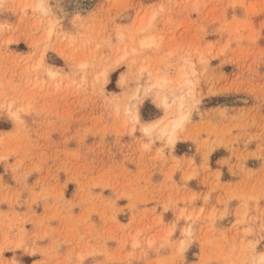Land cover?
Here are the masks:
<instances>
[{"label":"rangeland","instance_id":"obj_1","mask_svg":"<svg viewBox=\"0 0 264 264\" xmlns=\"http://www.w3.org/2000/svg\"><path fill=\"white\" fill-rule=\"evenodd\" d=\"M40 1L0 0V264H264V0Z\"/></svg>","mask_w":264,"mask_h":264},{"label":"bare ground","instance_id":"obj_2","mask_svg":"<svg viewBox=\"0 0 264 264\" xmlns=\"http://www.w3.org/2000/svg\"><path fill=\"white\" fill-rule=\"evenodd\" d=\"M35 1H37V0H35ZM36 6L37 7H40L42 10H46L48 7L47 6H45V4L43 3V1L41 2L40 0H38V2L36 3ZM147 26V25H146ZM144 27V26H143ZM140 44L141 45H144V46H150L151 44H157V42H154L153 41V39H151V38H147V39H145V40H142L141 42H140ZM84 64V63H83ZM143 69H146V67H143ZM146 71V70H145ZM106 75H107V73H106ZM104 78V77H103ZM105 79V78H104ZM103 80V79H102ZM107 80V79H106ZM156 80V79H155ZM155 80L153 81L154 83H151L150 82V84L152 85V84H154V85H156L155 87H156V89H158V87L157 86H162V82H164V80L165 79H162V78H159L156 82H155ZM188 81L189 80H185L184 81V83H183V85L181 86V87H184L183 89H181V87H177V88H175L174 90H175V92H173V94L170 96V95H168V93L167 92H165L164 94L162 93V96H161V101H162V104H164V105H169V103H170V101H173L174 100V98L176 97V96H182L183 94H184V92H185V90L186 89H188V87H187V85H188ZM149 84V85H150ZM177 84L178 85H180L181 84V82L179 81V80H177ZM151 87V86H150ZM149 87V88H150ZM153 87V86H152ZM148 88V89H149ZM154 88V87H153ZM178 88L180 89V90H178ZM186 93V92H185ZM181 104V103H180ZM174 116H172V118H173ZM171 118V117H170ZM184 117H183V114L181 113L180 115H177L176 117H174L171 121H169V122H166L165 123V125H163L161 128H160V133L161 134H164V133H168L167 135H168V139L170 140V142H172V143H174V141H175V129L178 127V126H180V124H181V121H182V119H183ZM155 124L156 123H154V122H148V123H146L145 124V126H144V130L148 133V132H150L151 131V129L155 126ZM135 244V243H134ZM263 257H264V255H263ZM259 259H261V258H259ZM259 261V260H258ZM255 262V263H259V262ZM263 261V260H262ZM255 263H253V264H255Z\"/></svg>","mask_w":264,"mask_h":264}]
</instances>
